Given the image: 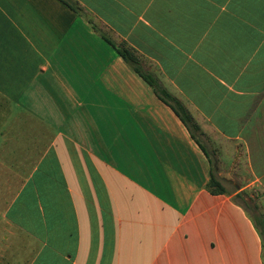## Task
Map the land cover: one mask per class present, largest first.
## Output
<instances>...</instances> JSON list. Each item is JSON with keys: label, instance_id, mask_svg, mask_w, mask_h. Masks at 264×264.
Masks as SVG:
<instances>
[{"label": "crops", "instance_id": "1", "mask_svg": "<svg viewBox=\"0 0 264 264\" xmlns=\"http://www.w3.org/2000/svg\"><path fill=\"white\" fill-rule=\"evenodd\" d=\"M74 1L0 0V264H264V0Z\"/></svg>", "mask_w": 264, "mask_h": 264}, {"label": "trees", "instance_id": "2", "mask_svg": "<svg viewBox=\"0 0 264 264\" xmlns=\"http://www.w3.org/2000/svg\"><path fill=\"white\" fill-rule=\"evenodd\" d=\"M58 1L66 5L75 14L80 15V16L83 15L82 9L79 7V5L74 0H58ZM93 28L96 31H98L100 36L117 51L119 56H121L123 60H125L128 64H130L134 68V70L139 74V76H141L143 80L153 88V91L156 94V96L159 98V100L165 103L173 111V113L179 118V120L183 123V125L189 132L191 138L195 140V142L200 147V149L203 151V153L209 158L211 168H210V179L207 184V187L212 189V191L215 193H225V189L222 186L220 180L213 175V170H212L213 166H212V161L210 160L211 156H209L207 150L199 142V138L202 133L198 125L194 122L192 117L189 115V113L185 110V108L181 105V103L177 99L173 98L162 88L160 83L152 75L141 72L138 66V63L135 62L131 53L127 49L116 46L112 41H110L103 33L97 30L94 26ZM247 194L248 193L246 192H241L237 194L236 200H239V203L241 204V206H243L246 209H251L257 214V215H254V217L252 216L253 217L252 220L257 230H259L258 229L259 227L257 226L258 222H260V224L264 226V218L263 216L259 214L256 204L252 203V206L248 205L247 201L245 200V197L249 196L248 201H252L253 199L250 195H247ZM259 234L260 236L262 235L260 230H259ZM263 250H264V246H263Z\"/></svg>", "mask_w": 264, "mask_h": 264}, {"label": "rangeland", "instance_id": "3", "mask_svg": "<svg viewBox=\"0 0 264 264\" xmlns=\"http://www.w3.org/2000/svg\"><path fill=\"white\" fill-rule=\"evenodd\" d=\"M132 55H133V54H132ZM133 57H134V59H136L135 56H133ZM137 59H138V60H137L138 62L140 61V63H145V62H144L143 60H141L140 58H137ZM145 67H146V65H145ZM199 140H200V142H201L202 144H204V142H205L204 139L199 138ZM203 140H204V141H203ZM207 150H208V152H210V154H211L210 160L212 161L213 175H214L216 178H218V179L220 180L222 186H223L225 189H227V190H231V189L233 188V187H231L232 185L230 186L229 184H227L225 181L221 180V178H219V177L217 176V174H218V170H220V169L222 168V166H221L220 164L217 163L216 155L214 154L211 145H210L209 148H207ZM234 165H235V164H234ZM235 166H236V165H235ZM228 167H229V166L226 165V166H224V169H227ZM240 167L242 168V170H240L242 174L240 173V176L237 175V174H238V170H235V171L233 172L234 176H232V177H233L232 183H236V184H238V185H241V184L246 183V181L249 179V176L244 172V168H243L242 164H240ZM232 168L234 169L235 167H232ZM248 191H249V190L246 191V192L248 193L247 195H250V196L252 197L253 200H252V201H248V197H249V196L245 197V200L247 201V203H248L249 206H252V203L256 204V206H257V208H258V212H259V214H260L261 216H263V218H264V215H263L262 212H261V208H259L258 205H257V203H258V199L261 197L260 192H259L256 188L251 189L250 192H248ZM246 211H247V213L249 214V216H250L251 218H253L254 215H257V214H256L253 210H251V209H246ZM252 216H253V217H252ZM257 226L259 227L258 229H259L260 232L262 233V235H261V239H262L263 246H264V226H262V224H260V222H258V225H257ZM259 230H258V231H259ZM263 260H264V250H263Z\"/></svg>", "mask_w": 264, "mask_h": 264}]
</instances>
